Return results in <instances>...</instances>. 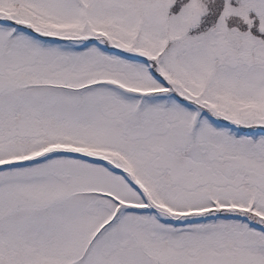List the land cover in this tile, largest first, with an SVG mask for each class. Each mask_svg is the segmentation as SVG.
I'll use <instances>...</instances> for the list:
<instances>
[{
	"label": "snow or ice",
	"instance_id": "obj_1",
	"mask_svg": "<svg viewBox=\"0 0 264 264\" xmlns=\"http://www.w3.org/2000/svg\"><path fill=\"white\" fill-rule=\"evenodd\" d=\"M0 264H264V0H0Z\"/></svg>",
	"mask_w": 264,
	"mask_h": 264
}]
</instances>
